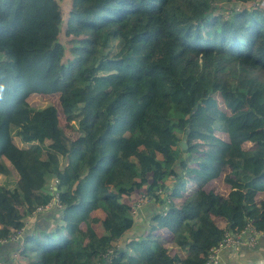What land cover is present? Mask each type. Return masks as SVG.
<instances>
[{"label": "trees", "instance_id": "1", "mask_svg": "<svg viewBox=\"0 0 264 264\" xmlns=\"http://www.w3.org/2000/svg\"><path fill=\"white\" fill-rule=\"evenodd\" d=\"M250 1L70 0L66 57L57 0H0V175L16 173L0 264L4 249L14 264H206L226 234L264 238V7L235 8ZM31 93L57 94L76 135ZM141 199L155 209L130 236ZM48 203L57 222L35 228Z\"/></svg>", "mask_w": 264, "mask_h": 264}, {"label": "crops", "instance_id": "2", "mask_svg": "<svg viewBox=\"0 0 264 264\" xmlns=\"http://www.w3.org/2000/svg\"><path fill=\"white\" fill-rule=\"evenodd\" d=\"M155 209V203L147 202L136 209L134 216V224L129 235H138L142 232L144 225L148 222L150 215ZM31 225L35 228L50 229L54 227L57 218L53 212L48 209L44 213H39L31 219ZM30 226V228L32 227ZM5 259L2 264H14L13 259H8L13 256L11 249H4L3 255ZM14 257V256H13ZM15 261V260H14ZM17 262V261H16ZM264 263V238L259 237L257 244H248V235L241 237L240 244L224 247L218 256L217 264H262Z\"/></svg>", "mask_w": 264, "mask_h": 264}, {"label": "rangeland", "instance_id": "3", "mask_svg": "<svg viewBox=\"0 0 264 264\" xmlns=\"http://www.w3.org/2000/svg\"><path fill=\"white\" fill-rule=\"evenodd\" d=\"M57 2L59 4V6L61 7L62 15H63V22H64L61 25V30H60V34H59V41L63 44V46L65 48V56L71 57V56H73V54H71L70 48L73 46V44H70L69 38L64 35L65 19L67 16L68 9L70 7V0H57ZM261 2L264 5V0H261ZM218 4H222V3L218 2ZM237 7H242V6H240V2L236 3L235 8H237ZM27 102L31 106V108H41V107H45L48 105H54L57 109H59V113L61 114V110H60L59 104H58L59 98H58L57 94H54V95L51 94V95H47V96H39L37 94L31 93L27 98ZM59 119H60L61 126L63 127V129H65V131L67 133H69L70 135H76V131L74 130L73 126L64 120L62 114L60 115ZM208 121L209 120H203V121H200L198 123L206 124ZM12 135L14 136L13 139L18 143L19 139L15 138L16 136H15L14 132H12ZM220 135L223 137L222 133ZM185 141L186 140L184 139V142ZM182 145H184V144L182 143ZM15 179H16V173L12 170L10 177L5 178L4 176L0 175V184L11 186L14 183ZM52 182H54L56 184L55 181H52ZM51 185H53V183H51ZM209 185H211L217 191V193H220L222 195H226L228 193V187L225 185L222 176L217 178V179H214L212 181V183ZM148 202L154 203L152 200H150ZM13 256H14V258L18 257V255L16 257V254H14ZM19 260L20 261L17 264H25V262L22 258H20Z\"/></svg>", "mask_w": 264, "mask_h": 264}, {"label": "built area", "instance_id": "4", "mask_svg": "<svg viewBox=\"0 0 264 264\" xmlns=\"http://www.w3.org/2000/svg\"><path fill=\"white\" fill-rule=\"evenodd\" d=\"M240 5L241 6L250 5L251 7H264V5L261 2V0H253V1H250V2H246V3L240 2ZM144 202L145 201L143 199H141V201L136 204L137 208H139L141 205L145 204ZM56 203H57V200L53 204L55 205ZM53 204L52 203H48L47 205L39 206V207L36 208L34 213L37 214V213L45 212L48 209H50V207ZM57 205L60 206L59 204H57ZM243 233H247V235H248V244L249 245L257 244L258 239L261 236L260 232L254 230L253 228H250V227H248L247 231H245ZM242 236L243 235H238V236L232 235V236H230V234H226L224 239L222 240V242L218 246L213 247V248L210 249L206 264H217L218 263L219 252L226 246L240 244Z\"/></svg>", "mask_w": 264, "mask_h": 264}, {"label": "clouds", "instance_id": "5", "mask_svg": "<svg viewBox=\"0 0 264 264\" xmlns=\"http://www.w3.org/2000/svg\"><path fill=\"white\" fill-rule=\"evenodd\" d=\"M2 91H3V89H2V87H0V93H2Z\"/></svg>", "mask_w": 264, "mask_h": 264}]
</instances>
